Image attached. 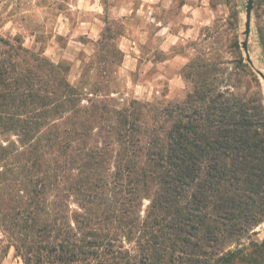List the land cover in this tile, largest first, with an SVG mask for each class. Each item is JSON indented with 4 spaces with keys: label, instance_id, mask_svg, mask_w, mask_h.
<instances>
[{
    "label": "trees",
    "instance_id": "1",
    "mask_svg": "<svg viewBox=\"0 0 264 264\" xmlns=\"http://www.w3.org/2000/svg\"><path fill=\"white\" fill-rule=\"evenodd\" d=\"M14 40L0 226L26 264H264V238L243 241L264 223V95L236 38L231 59L183 65L181 100L122 106L83 98L66 67Z\"/></svg>",
    "mask_w": 264,
    "mask_h": 264
},
{
    "label": "rangeland",
    "instance_id": "2",
    "mask_svg": "<svg viewBox=\"0 0 264 264\" xmlns=\"http://www.w3.org/2000/svg\"><path fill=\"white\" fill-rule=\"evenodd\" d=\"M171 1L170 8L158 11L155 19L167 22L174 36L162 45L152 22L146 29L150 42L139 44L136 51L126 46L122 52L118 47L119 36L125 32L121 19L98 13V4L94 7L88 0H0V39L8 43L0 42V57L17 44V37L28 51L66 67L68 81L85 99H114L117 106L129 99L157 105L179 101L190 89L181 73L185 63L198 56L211 61L231 59V40L236 38L239 43L241 39L245 0ZM183 2L192 7H184L180 13ZM129 24L136 25L134 21ZM188 25L191 30L180 34L181 26ZM260 28L264 34V0H254L248 50L264 70ZM261 87L264 95L262 83ZM9 162L0 165L9 168ZM8 175L0 178V207L12 203ZM253 231L245 243L264 238V223ZM15 244L0 226V264H26V255ZM33 260L28 264H35Z\"/></svg>",
    "mask_w": 264,
    "mask_h": 264
},
{
    "label": "crops",
    "instance_id": "3",
    "mask_svg": "<svg viewBox=\"0 0 264 264\" xmlns=\"http://www.w3.org/2000/svg\"><path fill=\"white\" fill-rule=\"evenodd\" d=\"M171 2V0H88V3H93L94 7H96L97 4L100 6V11H98V13L103 12L118 16L117 18L121 19L122 27L126 32L119 36L118 47L122 52H124L126 46L130 48V51H136L139 44H144L147 41L150 42L151 35L148 34L146 29L152 22H154L157 27L156 33L160 35L159 42L162 43V45L166 44L167 41L174 36V34L169 32V25L167 22H160V20L155 19V14L163 9L168 10ZM184 7L192 6H188L186 2H183L180 6V13L183 12ZM128 19L129 22L134 21L136 25L133 26L129 24V22L127 23ZM188 30H191L190 25L187 27L181 26L182 32L180 34ZM124 57H126L125 54ZM130 59L132 60L134 57H130Z\"/></svg>",
    "mask_w": 264,
    "mask_h": 264
},
{
    "label": "water",
    "instance_id": "4",
    "mask_svg": "<svg viewBox=\"0 0 264 264\" xmlns=\"http://www.w3.org/2000/svg\"><path fill=\"white\" fill-rule=\"evenodd\" d=\"M254 0H245V10L243 17V28L241 31L240 39V48L242 50L245 62L250 66V68L255 72L257 77L260 79L264 87V70L261 67H258L256 63L252 60L249 50H248V39L251 28V16H252V7Z\"/></svg>",
    "mask_w": 264,
    "mask_h": 264
}]
</instances>
